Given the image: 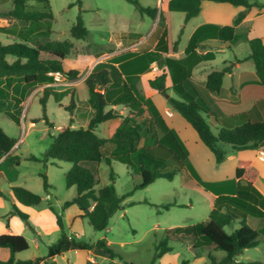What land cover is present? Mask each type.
<instances>
[{
  "label": "trees",
  "instance_id": "1",
  "mask_svg": "<svg viewBox=\"0 0 264 264\" xmlns=\"http://www.w3.org/2000/svg\"><path fill=\"white\" fill-rule=\"evenodd\" d=\"M40 4L39 6L31 2ZM137 6L139 12L155 19L164 13L184 12L186 20L199 14L204 0H162L160 7L142 5L138 0H128ZM214 2H228L235 6L249 8V0H210ZM80 3V0H77ZM9 14L16 19L28 22H39L52 19L50 0H13V8ZM245 14L240 13L234 22L229 25L217 26L208 24L199 27L193 35L188 49L195 47L202 37H214L223 41L235 38V26L240 23ZM71 36L75 39H86L88 29L85 27L81 16L71 27ZM166 31L160 37L157 51H165ZM72 43L69 41H49L46 44L30 45L22 41H13L8 44L0 43V81L6 78L18 77L26 84H43L53 81L50 72H62L65 76L74 79L79 71L64 69L63 60L68 57ZM250 58L253 59L256 72L259 76L258 84L264 94V41L260 37L249 39ZM175 48V47H174ZM156 53L147 51L132 63L139 72L147 70L148 66L156 60ZM119 60L99 63L83 80L79 90L86 93L93 112L87 126L66 127L57 134H51L53 142L45 152L46 160L67 161L72 163L71 168L65 173L68 187L75 186L77 195L63 204L66 209L72 204H77L82 214L95 230H104L108 227L110 218L120 209H124L126 196L120 195L115 186L105 185L98 190V183L91 166L102 161L111 165L113 160H119L135 169L141 174L142 180L134 186L133 190L142 189L153 183L158 178L172 180L176 173L187 171L205 190L218 195L216 208L209 219L188 226H177L166 229L159 241L155 242V255L149 264H160L158 260L172 250L171 232H181L192 237L203 247L215 245V249L226 252V256L218 258L209 252L207 264H264L260 260L242 262L237 256L247 248L259 244V232L247 223V215L251 214L264 217V195L255 187L254 182L259 174L258 169L249 160H240L236 163V174L223 181H205L201 178L190 161L189 151L179 133L170 126L161 110L151 98L142 94L135 86L128 83L124 77L121 64L115 65ZM166 65L171 69V89L174 96L168 97V102L183 116L195 130L199 140L214 154L217 163L226 158V152L218 144L231 145L233 149L244 150L248 148L264 147V119L252 118L243 114L240 123L234 124L231 120L224 119L216 122L221 125L217 133L212 129L209 116H214L212 110L201 97L197 87L191 79L192 71L185 59L166 58ZM143 68V69H142ZM231 66L215 70L208 75L206 86L212 92L220 91L224 75L231 71ZM166 74L161 73L148 80L149 86L167 95ZM102 87L100 91L97 88ZM52 89L46 87L41 96L44 114L42 119L49 123L47 117V101ZM9 94L0 88V111L9 118L19 123L17 113L7 109ZM72 105L75 106L73 97ZM122 105L129 109L126 115L120 114L109 106ZM121 117L122 121L111 137H102L96 133V128L103 122ZM150 134L154 139L153 144L141 145L145 135ZM106 144L114 145L111 155L105 153ZM16 140L10 137L0 127V150L6 154L5 162L9 165H19L22 157L12 153ZM32 160L37 157L30 155ZM176 161L178 167L168 169V161ZM111 178L115 173L111 171ZM44 189L50 192L52 185L48 182L46 174H42ZM12 197L24 206L38 205L42 196L30 189L15 185L11 187ZM0 195L4 193L0 191ZM170 204L166 205L168 208ZM224 208V210H222ZM56 214V222L61 230L59 240L49 247L47 257L21 260L16 255L29 249L28 239L22 234L1 233L0 247L10 251V258L0 259V264H41L49 259L60 256L69 250H91L95 247L102 249L110 257L108 264H115L119 258L107 240L96 243L80 240L77 236H70L66 232L64 220L60 213L51 206ZM11 215L17 214L29 220V215L13 204ZM239 222V227L231 233L226 231V226ZM9 226V224H7ZM157 234V233H156ZM190 260L184 259L181 264H189ZM124 264H135L125 261Z\"/></svg>",
  "mask_w": 264,
  "mask_h": 264
},
{
  "label": "rangeland",
  "instance_id": "2",
  "mask_svg": "<svg viewBox=\"0 0 264 264\" xmlns=\"http://www.w3.org/2000/svg\"><path fill=\"white\" fill-rule=\"evenodd\" d=\"M138 1L145 6L160 7L158 0ZM260 1L264 2V0ZM31 3L40 5L33 1ZM50 6L52 19L28 22L9 14L13 8V0H0V43L22 41L30 45H39L49 41H69L73 46L64 65L67 68L78 67L82 69L83 74H87L95 65L112 59L111 52L117 49L112 42L121 40V30L133 32L134 38L144 36L153 39L158 26L164 24L163 16L158 15L155 19L148 15L143 16L137 6L128 0H80V3L77 0H50ZM171 15V29H178L182 23L183 13L172 12ZM78 16H81L88 29L86 39H75L71 36V27L76 23ZM185 39L186 33L182 35V44ZM244 48V46L240 47V51ZM46 87H50L53 93L59 94L62 100H56L54 94L48 97V121L54 122L55 126H61V130L68 127L70 122L75 127L85 123V117L82 115L78 116L79 118H72V113L75 115L77 112H74L76 106L72 105L71 97L75 99L74 104L80 102L78 111H86V116L88 114V102L84 99L86 93L78 90L75 84L71 86L26 84L18 77L0 81V88L5 89L9 94L7 109L17 113L20 119L17 123L0 111V127L16 140L14 154L22 157L19 165L6 163L8 165L6 171L0 174V191L4 193V196L0 197V234L4 230L2 224L4 227L9 224V227L13 226L17 233L24 235L30 244L29 249L16 255L17 259L47 257L49 247L59 240L61 230L51 206L61 214L66 232L70 236H77L80 240L91 243L107 240L119 256L116 258L118 264H124L125 261L149 264L155 255V242L161 239L166 229L193 225L209 219L213 209L212 193L199 185L187 171L176 173L172 180L158 178L145 188L133 190L142 180L141 174L119 160H113L111 165L102 161L91 166L98 181L96 190L113 184L120 195L131 192L125 198L124 209H120L110 218L107 228L95 230L87 218L78 217L80 210L77 204L64 209L63 204L77 195V188L68 187L66 184L65 173L71 168L72 163L45 158V152L53 142L51 131L53 134L58 133V130H54L42 119L44 110L40 99ZM54 89L59 92H54ZM97 89L104 90L101 87ZM22 100L25 102L20 106ZM71 118L76 122L70 121ZM31 122L34 124L31 125ZM108 123L104 122L96 129L99 136L107 137ZM192 131L183 132L182 138L189 151L191 163L196 170H201L202 173L199 175L207 181V176L218 168L211 163V156L200 150ZM153 143L154 139L150 134L145 135L141 141V145ZM219 146L224 149L228 145L220 143ZM113 149L112 144H106L104 147L105 153L109 156ZM251 151L244 149V155L251 156ZM30 155L36 156L37 160L29 159ZM176 167H178L176 161L170 159L167 168ZM111 171L115 173V179L111 178ZM228 171L229 167L220 171L219 176ZM42 174L47 175L48 182L52 185L49 193L44 189ZM10 184L24 186L42 196V201L38 205L20 206V209L29 215L28 221L17 214H10L14 204L9 195ZM168 204L170 206L167 208ZM249 225L259 232L260 228H264V219L261 222L260 217L251 216ZM237 227H239L238 221L226 226V231L231 233ZM259 234V244L240 253L237 256L239 261L264 262V230ZM171 238L172 250L158 260L160 264H181L184 259L190 260V264H207L209 252L218 258L226 256V252L215 249L214 244L203 247L192 237L181 232H171ZM9 258V249L0 247V259ZM54 264H69V262L64 256H58ZM73 264H85L84 255L80 254L78 262L76 260Z\"/></svg>",
  "mask_w": 264,
  "mask_h": 264
},
{
  "label": "crops",
  "instance_id": "3",
  "mask_svg": "<svg viewBox=\"0 0 264 264\" xmlns=\"http://www.w3.org/2000/svg\"><path fill=\"white\" fill-rule=\"evenodd\" d=\"M161 1L162 0H158L159 6H161ZM249 2L251 3V6L249 8H246L243 6H235L228 2H214L210 0H204L201 4V10L198 15L186 20L185 13L181 12L183 13L181 17L182 23L180 24L178 29L175 30L171 29L172 12L164 13V24L158 26L157 30L155 31L156 36L153 39L144 36H136L137 38H134L133 32H130L128 30H121L122 38L119 42L115 41L113 43L112 39H110L112 44H114V46H117V49L111 52L112 55L110 56V58L119 60V62H116L115 65L118 67L119 64H121V67L125 72V80L128 83L130 81L131 84H133L135 88H137V90H139L146 97L153 100L155 105L165 116L167 122L179 133L181 138L183 132L185 133L186 130L189 132L190 130H193L192 132H194V136L199 143L200 150L204 153H208L211 156V163L215 164L216 168H218L216 171L213 170L211 174L207 176V181L218 182L223 181L226 178H232L236 174L237 161L249 160L252 162V165L255 166L259 171L254 185L264 195V147L248 148L252 150L251 156H248L244 155V150L233 149L231 145L227 144L228 146L224 147V151L226 152L225 160L221 163H217L213 152L199 140L195 130L190 129L193 127L168 102V97L174 96V93L171 89V69L166 65V58L177 60L185 59L188 66L191 68V79L193 83L197 87L203 100L206 102V104L214 114V116H209L208 120L212 123V129L215 131V133H217L221 127V125L216 122V119L226 120L229 118L231 122L237 124L240 123L243 119L242 113H247V115L252 118L264 119V94L262 93V87L258 84L259 76L256 72L254 61L252 58H250L251 52L249 47L250 38L260 37L264 41V2L260 0H249ZM240 13L245 14V17L240 23L235 26L236 36L233 40L223 41L211 36H199V40L195 47H193L191 50L190 48L188 49L189 43L199 27L208 24H213L220 27L232 24ZM164 31H166V42L163 43V46L168 48L165 51H157L156 46ZM185 33L186 39L182 44V35H184ZM242 46H244L245 48L244 50L240 51V47ZM147 51L155 52L157 58L148 66L146 71L139 72L141 69L138 70V66L136 67V65H134L132 62ZM65 59L63 60V65ZM97 65H95L93 69ZM229 65L232 69L230 72H227L224 75L223 84L220 91H210L206 86L208 75L215 70H221ZM72 68L79 71L78 77L72 79L76 81H78L82 77H87V75L93 70L91 69L87 74H83L82 69H79L78 67L67 68L64 65V69L66 71ZM161 73H165L167 75V95H163L162 93H160V91L151 88L148 83V80L150 78L160 75ZM82 82L83 81H79L76 83L75 86H78V90ZM49 85L51 86L54 84L52 81L46 83V86ZM53 91L59 92L57 89H54ZM51 94H54L56 100H61L59 94L53 93L52 91ZM84 99L88 102V114L86 116V111H78L80 108V102L77 100L78 103L75 102L76 107L74 110V112H77V114L74 115L72 113V118H79L78 116L82 115L85 117V123H81L76 127L84 125L87 126L92 116L93 109L87 98L85 97ZM24 102L25 100H22L19 105L23 106ZM61 105H63L62 102ZM110 108L118 110L122 115H126L129 112V109L122 105H113L107 107V109ZM72 118L70 119V121L75 123V119L72 120ZM121 121V117L106 121L109 122L108 126L106 127L107 137H111L113 135V133L120 125ZM49 123L52 124L54 130H58V132L61 130V126H55V123L50 120ZM33 124L34 122H31V125ZM69 126L75 127V125L71 124V122ZM218 145H220V143ZM14 148L15 146L12 149V153L15 152ZM5 157L6 154L0 150V174L3 173V171H6V166H8L6 165ZM227 167H229L228 173L224 172L227 175L222 174L219 176V172L226 169ZM197 171L199 174L202 173L201 170L199 171L197 169ZM12 186L14 185L10 184L9 186V195L20 209V206L22 204L19 203L14 197H12ZM211 193L213 196L212 201L214 209L217 206L216 200L218 198V195L213 192ZM222 210H224V208H222ZM80 214H82L81 210ZM251 216L254 215H247L248 224H250ZM263 219L264 217H260L261 222L263 221ZM2 229L4 230L1 233L19 234L15 231L13 226L9 227L6 225L4 227L2 224ZM262 230H264V228H260L259 232ZM80 254L84 255L85 264H108L110 262V257L108 256V254L97 247L91 250H69L60 256H64L68 260L69 264H73L76 263V260L78 262ZM57 257L49 259V264H54V262L57 261ZM114 262L115 264H118L117 260H114Z\"/></svg>",
  "mask_w": 264,
  "mask_h": 264
},
{
  "label": "built area",
  "instance_id": "4",
  "mask_svg": "<svg viewBox=\"0 0 264 264\" xmlns=\"http://www.w3.org/2000/svg\"><path fill=\"white\" fill-rule=\"evenodd\" d=\"M49 74L53 77V84L54 85H66V86H71L73 84L76 85L77 82L83 81L86 78V76H85V77L80 78L78 81H76V80H72V79L70 80V78H68L62 72H59V71L50 72ZM51 133L53 134V131H51Z\"/></svg>",
  "mask_w": 264,
  "mask_h": 264
},
{
  "label": "water",
  "instance_id": "5",
  "mask_svg": "<svg viewBox=\"0 0 264 264\" xmlns=\"http://www.w3.org/2000/svg\"><path fill=\"white\" fill-rule=\"evenodd\" d=\"M102 88V87H101Z\"/></svg>",
  "mask_w": 264,
  "mask_h": 264
}]
</instances>
